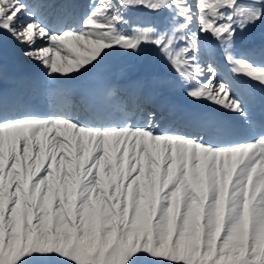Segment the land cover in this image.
<instances>
[{"label": "snow or ice", "instance_id": "snow-or-ice-1", "mask_svg": "<svg viewBox=\"0 0 264 264\" xmlns=\"http://www.w3.org/2000/svg\"><path fill=\"white\" fill-rule=\"evenodd\" d=\"M0 264H264V0H0Z\"/></svg>", "mask_w": 264, "mask_h": 264}]
</instances>
